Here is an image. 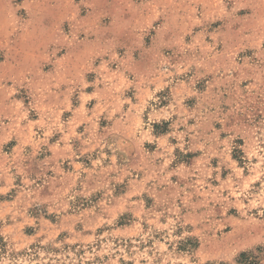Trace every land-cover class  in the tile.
Here are the masks:
<instances>
[{"label": "rangeland", "instance_id": "1", "mask_svg": "<svg viewBox=\"0 0 264 264\" xmlns=\"http://www.w3.org/2000/svg\"><path fill=\"white\" fill-rule=\"evenodd\" d=\"M264 264V0H0V264Z\"/></svg>", "mask_w": 264, "mask_h": 264}, {"label": "trees", "instance_id": "2", "mask_svg": "<svg viewBox=\"0 0 264 264\" xmlns=\"http://www.w3.org/2000/svg\"><path fill=\"white\" fill-rule=\"evenodd\" d=\"M240 258V264H257V259L251 258L250 253L244 252L240 255Z\"/></svg>", "mask_w": 264, "mask_h": 264}]
</instances>
